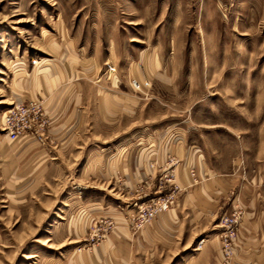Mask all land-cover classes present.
Listing matches in <instances>:
<instances>
[{
    "label": "rangeland",
    "instance_id": "374dc122",
    "mask_svg": "<svg viewBox=\"0 0 264 264\" xmlns=\"http://www.w3.org/2000/svg\"><path fill=\"white\" fill-rule=\"evenodd\" d=\"M29 100L45 133L12 141L3 116ZM260 165L264 179V0H0V264H253L235 194L193 245L175 241L182 184Z\"/></svg>",
    "mask_w": 264,
    "mask_h": 264
},
{
    "label": "crops",
    "instance_id": "0c3cea01",
    "mask_svg": "<svg viewBox=\"0 0 264 264\" xmlns=\"http://www.w3.org/2000/svg\"><path fill=\"white\" fill-rule=\"evenodd\" d=\"M69 88L72 90L68 91L65 101L60 99L63 98L64 91L59 92L51 101V111L56 118L60 115L57 112L63 113L66 110L69 112L71 109L75 111V108L80 105L79 101L86 94V86L79 85ZM260 169L261 165L258 174L252 177L248 173L247 182H241L235 175H227L223 178H209L200 186L187 187L182 184L185 192L189 188L190 190L185 194L184 203L182 202L178 210V238L175 242L180 244L181 249L189 248L198 235H202L211 227L213 221L219 217L222 199L229 194H235L229 209L231 211L239 206L243 211V222L240 228L241 257L253 264H260V260L264 258V179L261 177ZM215 255L218 264L222 253L217 251ZM206 256L204 253L201 254L200 260L192 264H208L210 261L206 259ZM194 257L197 256L194 255ZM203 257L207 262H201L205 261L201 259Z\"/></svg>",
    "mask_w": 264,
    "mask_h": 264
},
{
    "label": "built area",
    "instance_id": "2783aa9c",
    "mask_svg": "<svg viewBox=\"0 0 264 264\" xmlns=\"http://www.w3.org/2000/svg\"><path fill=\"white\" fill-rule=\"evenodd\" d=\"M134 88L140 89L141 84L134 82ZM44 102L29 100L20 102L9 109L3 116L2 129L10 140L15 141L26 137H43L47 124ZM168 209V203L160 205ZM242 219V212L235 210L230 216L222 219L221 225L225 228L222 236V250L226 259L233 253V244L238 236V225Z\"/></svg>",
    "mask_w": 264,
    "mask_h": 264
}]
</instances>
